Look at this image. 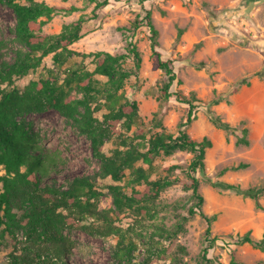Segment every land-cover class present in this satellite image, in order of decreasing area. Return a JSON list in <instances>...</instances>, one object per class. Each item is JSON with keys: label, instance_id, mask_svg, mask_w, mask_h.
<instances>
[{"label": "rangeland", "instance_id": "obj_1", "mask_svg": "<svg viewBox=\"0 0 264 264\" xmlns=\"http://www.w3.org/2000/svg\"><path fill=\"white\" fill-rule=\"evenodd\" d=\"M38 1L64 8L50 19L42 18L46 21L44 34H61L67 26L83 19L82 38L69 47L75 54L64 65L55 63L50 55L38 69L17 81L19 87L50 76L62 82L69 67L94 71V54H128L133 42L141 55V68H136L132 58L123 63L131 76L121 94L124 100L138 103V116L130 128L126 118L118 121L102 152L111 156L122 140L132 141V137L150 138L162 132L178 134L181 123L187 119L189 105L176 97L164 98L167 75L155 66L152 34L148 27L136 25L150 12L159 32L157 50L165 61H171L178 76L172 91L187 98L195 94L198 99L196 118L186 131L194 140L208 138L213 143L207 150L205 171L196 174L200 179L199 192L205 199L198 214L190 216V209L198 200L184 186L191 183L187 169L193 154L188 151L157 157L150 178L154 181L166 177V169L177 166L170 176L182 181L164 190L155 201L141 200L138 212L127 210L118 214L108 187L120 185L128 195H133L134 190L143 192L147 185L131 184L130 171H126L122 182L106 176L91 140L80 131L76 120L54 109L20 116L18 123L38 134L40 144L60 157L43 183L66 190L76 178H88L102 193L97 201L98 212L114 220L113 228L118 231L104 235L96 230L102 223L92 217L78 222L68 220L67 226L61 227L72 242L66 261L120 264L116 253L119 254L117 244L122 236L125 244L130 240L135 243L132 264H200L202 250L207 246L208 223L201 215L204 213L216 216L211 228L212 237L218 240L209 253L211 264H231L233 252L244 264H264V250L251 244H236L247 233L256 240L264 237V195L259 199L260 207L255 199L212 184H233L242 191L264 185V0H151L144 4L138 0H110L97 10V1L92 0ZM16 23L14 10L0 2L1 61L13 63L19 50H28L15 33ZM96 78L107 81L103 76ZM73 95L83 97L77 88ZM107 113L105 109L93 111V116L103 121ZM215 118L229 123L234 132L218 127ZM242 137L248 140L247 144L240 141ZM140 142L134 141L135 145ZM243 164L246 166L241 167ZM137 165L149 168L143 162ZM5 175L6 170L0 165V193L1 178ZM30 242L24 229L15 235L1 233L0 264H12L11 254H21Z\"/></svg>", "mask_w": 264, "mask_h": 264}, {"label": "trees", "instance_id": "obj_2", "mask_svg": "<svg viewBox=\"0 0 264 264\" xmlns=\"http://www.w3.org/2000/svg\"><path fill=\"white\" fill-rule=\"evenodd\" d=\"M92 1H97L95 10L110 3V0ZM138 1L144 4L151 0ZM0 2L7 3L14 10L17 17L15 33L20 42L28 48L27 51L19 50L13 63L1 61L0 53V165L6 170V175L1 178L3 191L0 193V234L8 232L15 235L18 230L24 229L31 239L21 254L14 252L11 254L12 264H35L37 261L42 264H69L66 256L72 249V242L64 235L61 227L67 226V221L71 219L78 222L92 217L102 223L96 230L104 235H114L118 232L113 228L114 220L98 212L97 201L102 193L95 189L94 182L88 178H76L66 190L43 183L44 178L48 177L51 170L59 164L60 157L40 144L38 134L30 133L25 124L18 123L17 119L27 113H42L54 109L66 118L76 120L80 124V131L91 140L94 154L101 159L106 176L112 177L116 182H122L126 177V171H130L131 184L147 185L143 192L134 190L133 195H128L120 185H110L108 188L114 195L118 214H123L127 210L138 212L141 200L155 201L164 190L182 181L180 178L173 179L170 176L177 166L167 168L169 175L166 177L151 181L157 157L173 156L177 151L190 152L193 158L187 175L191 183H184V186L192 190L193 198L198 200L197 205L190 209V216L198 214L197 209H200L205 199L199 192L200 179L196 174L205 171L207 150L213 143L208 138L202 141L194 140L186 131L196 118L198 106L195 102L198 99L195 94L192 98H187L172 91L178 76L171 61H165L157 50L159 32L152 21L151 13L147 12L136 25L148 27L152 34L151 48L156 58L155 66L165 71L167 75L163 87L165 100L176 97L178 101L188 104L187 119L181 123L178 134L162 132L150 138L139 136L132 137V141L124 139L111 156H106L102 152V147L113 135L117 122L126 118L127 126L130 128L138 116V103L124 100L121 94L127 79L131 76V73L123 68V63L132 58L136 68H141L142 59L137 45L131 42L128 54L113 55L105 52L94 54L96 64L94 71L82 67H69L62 82L50 76L47 79L32 80L21 88L17 81L38 69L48 56L53 55L55 63L64 65L68 58L75 54L69 47L82 38L84 20L80 19L67 26L61 34L48 35L42 32L46 22L42 18H52L64 10L63 7L51 6L38 0ZM97 75L106 77L107 81L101 82L96 78ZM76 88L83 93L81 99L73 95ZM81 109L84 113H81ZM103 109L108 111L104 120L94 118L93 111ZM78 115H81V118H78ZM214 123L220 128L234 132V128L220 118H215ZM137 140L141 141L139 145L134 143ZM240 141L248 143L245 137ZM139 162H143L149 168L138 166ZM212 184L221 190H236L246 197L255 199L261 207L259 199L264 195V185L242 191L239 186L233 184L222 182ZM19 210L24 211L19 213ZM201 215L207 221L208 228L207 246L202 250L203 262L200 264H211L209 253L218 240L217 237H212L211 228L216 216L209 217L204 213ZM42 243L46 246L43 247ZM236 244H251L264 250V237L256 240L247 233ZM117 245L119 263L132 264L135 243L130 240L129 244H125V238L121 236ZM231 264L244 263L238 261L233 252Z\"/></svg>", "mask_w": 264, "mask_h": 264}]
</instances>
